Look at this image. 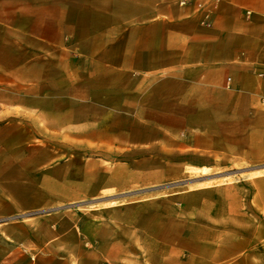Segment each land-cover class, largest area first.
<instances>
[{
	"label": "crops",
	"instance_id": "obj_1",
	"mask_svg": "<svg viewBox=\"0 0 264 264\" xmlns=\"http://www.w3.org/2000/svg\"><path fill=\"white\" fill-rule=\"evenodd\" d=\"M261 72L264 0H0V264H264Z\"/></svg>",
	"mask_w": 264,
	"mask_h": 264
},
{
	"label": "rangeland",
	"instance_id": "obj_2",
	"mask_svg": "<svg viewBox=\"0 0 264 264\" xmlns=\"http://www.w3.org/2000/svg\"><path fill=\"white\" fill-rule=\"evenodd\" d=\"M3 125V121L0 119V140H7L8 136L10 135L9 129L8 128H2L1 126ZM108 153L110 154V152L105 151L104 149H95L91 154L92 157H96V158H103L105 156V154ZM82 157V156H81ZM87 157V155H86ZM100 163H102L101 167H105V166H112L111 163L109 162H103L102 160H97ZM82 172H83V168H82ZM88 200H85L84 203H87Z\"/></svg>",
	"mask_w": 264,
	"mask_h": 264
},
{
	"label": "built area",
	"instance_id": "obj_3",
	"mask_svg": "<svg viewBox=\"0 0 264 264\" xmlns=\"http://www.w3.org/2000/svg\"><path fill=\"white\" fill-rule=\"evenodd\" d=\"M260 75H261V76H264V73H263V72H261V73H260Z\"/></svg>",
	"mask_w": 264,
	"mask_h": 264
}]
</instances>
